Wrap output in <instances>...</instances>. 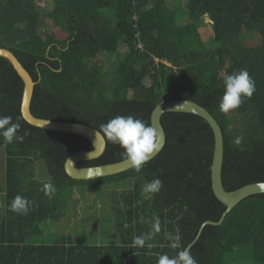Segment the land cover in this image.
<instances>
[{
    "label": "trees",
    "instance_id": "trees-1",
    "mask_svg": "<svg viewBox=\"0 0 264 264\" xmlns=\"http://www.w3.org/2000/svg\"><path fill=\"white\" fill-rule=\"evenodd\" d=\"M50 1L53 7L46 10L39 0H0V47L12 50L36 81L31 105L36 116L101 130L116 116L132 115L152 126L158 104L191 99L222 127L225 188L264 181V0H185L182 11L167 0ZM207 17L212 46L200 28ZM48 19L62 36L46 28ZM252 33L259 37L257 44L246 41ZM100 55L109 67L95 61ZM241 69L255 80L256 92L225 114L219 110L224 78ZM24 88L11 61L0 56V116L19 123V135L28 133L23 142L11 144L0 136V158H6L0 264H157L160 256H175L190 244L198 264H227V254L246 244L252 245L253 259L264 264V193L244 198L221 224H206L199 235L206 220L219 221L227 209L212 186L215 136L205 118L165 112L166 144L141 172L132 167L75 179L65 162L93 143L81 134L29 123L21 111ZM241 135L243 141L235 144ZM123 152L107 139L100 157L78 165L120 161L126 158ZM40 160L47 164L48 178L38 176ZM154 178L163 188L145 198L142 186ZM45 183L55 189L51 195L45 194ZM76 185L93 193L104 189L119 241L80 243L67 235L52 243L34 240L44 222L65 215L67 195ZM17 195L31 202L27 215L11 210ZM156 218L160 231L148 241L151 247L135 246L133 238L153 232ZM165 232L179 233L176 249Z\"/></svg>",
    "mask_w": 264,
    "mask_h": 264
},
{
    "label": "water",
    "instance_id": "water-1",
    "mask_svg": "<svg viewBox=\"0 0 264 264\" xmlns=\"http://www.w3.org/2000/svg\"><path fill=\"white\" fill-rule=\"evenodd\" d=\"M0 56L7 57L11 61L25 82L21 111L23 117L29 123L55 131L81 134L93 143L92 149L75 151L67 158L65 169L72 178L92 179L117 174L133 167L126 158L106 164L79 166L78 164L80 162L98 158L105 152L107 148V139L104 134L95 126L83 122L55 120L36 116L31 109L36 81L12 50L0 47ZM170 111L198 114L210 123L214 131L215 150L211 164L212 186L219 200L227 205V209L219 221L206 220L201 226L199 231L200 235L206 224H221L224 221L226 214L244 198L253 194L264 193V181L248 183L234 190H227L225 188L223 182L225 141L222 127L215 116L205 106L191 99H173L168 102L160 103L154 108L151 116L152 126L156 128L161 135L158 138L160 146L151 159L154 158L166 144L167 134L162 123V116L165 112ZM191 245L192 244L188 247H191Z\"/></svg>",
    "mask_w": 264,
    "mask_h": 264
},
{
    "label": "clouds",
    "instance_id": "clouds-1",
    "mask_svg": "<svg viewBox=\"0 0 264 264\" xmlns=\"http://www.w3.org/2000/svg\"><path fill=\"white\" fill-rule=\"evenodd\" d=\"M224 94L221 98L219 110L225 114L238 109L245 98H251L256 92V82L246 69H241L224 78ZM19 123H14L10 116H0V136L4 141L11 144L14 141L23 142L25 135H19ZM101 132L113 144L120 145L124 149L122 155L131 163L137 173L141 172L143 166L154 156L158 150L160 137L159 131L146 121L136 118L132 115L116 116L110 119L106 124L101 125ZM243 136L235 138L234 143L240 144ZM163 188V181L154 178L146 182L141 189L142 195L148 198L160 192ZM46 195H51L55 189L49 183L44 184ZM31 202L20 195L15 196L11 202L12 211L27 215L30 211ZM160 231V220L155 219L153 232L143 233L133 238L135 246L151 247L148 243L153 235ZM165 236L172 241L171 247L176 249L181 237L177 232L175 235L171 232H165ZM157 264H198V261L192 256L190 247L180 250L175 256L169 257L164 254L158 258Z\"/></svg>",
    "mask_w": 264,
    "mask_h": 264
},
{
    "label": "rangeland",
    "instance_id": "rangeland-1",
    "mask_svg": "<svg viewBox=\"0 0 264 264\" xmlns=\"http://www.w3.org/2000/svg\"><path fill=\"white\" fill-rule=\"evenodd\" d=\"M167 2L171 7H176L181 11L185 7V0H167ZM39 3L43 4L46 10L53 7L50 0H39ZM180 19L182 22L188 21L187 17L182 16ZM200 26L203 39L209 46H212L214 43L211 36L210 19L207 17L201 20ZM46 28L59 36L63 35L61 29L50 19L46 21ZM246 41L250 44H257L259 37L254 33L247 34ZM95 61L105 67L110 66L104 55H100ZM5 163L4 154L0 158V229L6 213L2 198V193L6 188ZM37 173L40 178L49 177L48 167L44 160L38 161ZM106 194L104 189L93 193L92 190L87 191L79 185L74 186L67 195L65 215L59 220L44 222L41 225L43 232L34 240L39 243H52L67 235L80 243L107 244L119 241V233L117 227L114 226V217L110 213L109 200H105ZM227 258V264H259L253 259L251 244L240 246L233 253L227 254Z\"/></svg>",
    "mask_w": 264,
    "mask_h": 264
}]
</instances>
